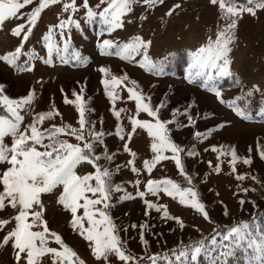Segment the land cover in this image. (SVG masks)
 I'll use <instances>...</instances> for the list:
<instances>
[{
    "label": "rangeland",
    "instance_id": "374dc122",
    "mask_svg": "<svg viewBox=\"0 0 264 264\" xmlns=\"http://www.w3.org/2000/svg\"><path fill=\"white\" fill-rule=\"evenodd\" d=\"M63 2L65 0H60L42 10L29 40L22 47V54L17 64L24 65L29 58L23 53L32 49L36 58L29 61L31 70L20 71L0 61V82L6 84L5 92L13 99L26 95L32 90L34 92L32 112L49 111L53 107L58 110L59 115L38 125L44 128L53 123L58 126L68 124L78 128L79 113L76 105L71 102L65 103V96L72 101L75 99L73 92L82 95L86 117L96 122V130L103 129L105 132L104 143L98 144L96 151L103 152V147L106 145L109 151L116 153L112 179L116 184L121 185L123 190L110 193L108 213L116 225L120 239L125 242L122 247L126 253L136 258L129 264H136V261H140V264H149V261L145 262V260L154 253L160 254L167 249L190 244L213 229V223L190 206L181 205L177 198L169 197L162 191L156 195L146 192L147 179L159 180L167 177L182 187H194L209 217L221 224L228 225L238 218H249L253 215L256 206L263 208L264 160L260 157V150H264V123L241 119L227 105L221 104L213 92L201 87L202 81L189 83L185 79L188 52L207 43L209 37L214 40L218 28H223L226 23L221 15L219 2L212 4L210 0H162V3H157L155 6L136 4L133 5L132 11L122 18L123 27L109 34L101 32L98 20L94 23L84 20V8L81 0H77L80 9L73 14V17L79 21L80 27L72 25L65 29V38L69 40L71 46L69 53L63 58L53 53L52 63L49 64L42 36L49 26L57 25L60 19L67 18L68 13L62 11ZM97 2L98 0H89L92 6ZM236 2L239 6L240 3H246V0H236ZM38 3L39 0H33L32 4L20 10L24 15L9 18L0 25V54L12 51L20 45V38L14 36L11 29L17 24L24 23L31 8ZM169 10L171 14L166 15ZM28 27L29 25L25 24L24 30L26 31ZM232 35L235 39L230 44L231 51L228 54L230 71L232 76L239 78L240 88L226 91L230 95L224 94L222 97H237L240 89L242 92L250 93L253 85H256L259 90L252 91L251 96L255 102L264 103V8H256L255 14L246 11L240 13L235 18ZM136 36L151 41L147 55L149 60L161 65L160 71L149 72L140 67L143 62V51L125 60L111 54L114 49H106L104 54H101L98 47L99 42L104 39L125 43ZM53 39L62 46L63 41L58 29H53ZM73 50L79 53L80 62L71 59ZM179 54H183L181 60L186 62L182 64V71L174 76L166 75L164 68L171 66V61ZM62 59H67L68 63L75 62L81 65L69 66L68 63H63ZM101 66L108 69V73H102L99 70ZM178 68L179 66L176 70ZM125 74L127 79L122 84L114 86L120 99L113 102L106 95L101 80L111 79V75ZM223 78L228 77L218 78L216 82ZM131 81L137 82L134 87L145 95L146 100L150 98L153 107L163 102L164 106L159 111V115L163 118L171 119V110L174 108L179 110L176 120L167 127L170 129L169 135L173 142L184 144L180 146L176 143L184 150L180 155L186 173L192 178L191 185L175 167V162L170 158L172 155L170 150H165L163 153L169 158L159 161L151 173L142 170L137 175L131 172L130 167L125 166L129 159H134L135 166L142 169V162L145 159L150 160L153 155L152 138L147 135L146 129L137 127L132 132L128 119L133 115L138 119H152L143 112L137 115L135 101L127 99L129 94L125 85L132 87ZM186 108L195 121L192 125H187V116L183 114ZM121 109L123 111L119 120L124 141H121L114 132L117 118L113 110ZM21 115L24 116L21 126L23 130V126L31 122V117L27 109L21 110ZM224 121L230 124H225L221 128L215 127ZM209 128L213 129L211 133L207 132ZM197 131L204 133V138L197 139L193 135ZM128 132H132L130 140L127 136ZM62 138L69 139L72 143L77 142L74 137ZM124 142H127L129 148L136 153L134 158L123 151ZM224 142L231 144V149L234 148L239 157L234 165L235 171L228 163L231 160L230 156H220L218 161L217 152L211 150L210 145L224 146ZM4 143L10 144L11 137L6 136ZM193 148L196 155L188 156L187 152ZM245 159H250V163H245ZM209 161L212 162L211 166ZM100 162L103 163L104 159ZM218 162L221 170L216 173L214 169ZM117 164L120 165L119 171H115ZM6 167H8L6 163H0V170ZM91 171L94 169L87 162L77 166L78 174ZM238 174H242L244 178L238 180ZM253 177L256 179L254 180ZM136 180L140 181L139 185H136ZM245 188L248 189L247 192L241 190ZM137 189L145 191L143 198L136 196ZM61 191L62 187L58 186L51 193L41 194L44 205L43 215L50 232L59 234L62 240L85 261V264H104L91 255L89 242L70 227V213L57 203ZM128 194H131L132 198L120 199L121 196L127 197ZM144 200L166 205L169 215L179 217L183 227L175 219L164 218L162 211L147 208ZM241 200L244 201L243 204L240 203ZM82 211L83 209H80L78 213ZM146 211L147 215H145ZM15 214L16 209L5 202V207L0 209V219H7L9 222L0 228V240L15 226L13 219ZM141 225L144 227L141 228ZM141 233L147 243L141 241ZM47 243L50 247L58 249L60 247L54 238H49ZM16 251L11 243L0 246V264H25L23 260L16 261ZM50 255L45 254L44 257L39 258L41 264H51ZM109 261L110 264H122L114 255L109 256Z\"/></svg>",
    "mask_w": 264,
    "mask_h": 264
},
{
    "label": "snow or ice",
    "instance_id": "6c2138e0",
    "mask_svg": "<svg viewBox=\"0 0 264 264\" xmlns=\"http://www.w3.org/2000/svg\"><path fill=\"white\" fill-rule=\"evenodd\" d=\"M32 2L33 0H0V25L9 18L24 15L20 10ZM58 2L60 0H39V3L31 8L25 22L17 24L11 29V33L20 38V45L12 51L0 54V61L6 62L9 66L20 71L31 70L29 61L36 58L32 49L23 53L29 60H26L24 65L17 64V60L22 54V47L29 40L42 10ZM210 2L212 4L219 2V9L226 23L223 28H218L214 40L209 37L207 43L188 52L185 79L189 83L202 81L201 87L213 92L219 102L223 104L226 101L216 88V80L232 76L228 54L231 51L230 44L235 39L232 35L235 18L244 11L255 14L256 8H264V0H246V3H240L239 6H237L236 0H210ZM157 3H162V0H98L94 6L90 5L89 0H81L84 8V20L93 23L98 20L101 32L109 34L123 27L122 18L132 11L133 5L155 6ZM79 9L80 5L77 0H65L62 4V11L68 13L67 18L60 19L57 25L49 26L43 34L42 39L48 54L47 63H52L53 53L60 58L69 53L71 46L69 40L65 38V29L72 25L77 28L80 27L79 21L73 17V14L77 13ZM170 14L171 10L166 13V15ZM25 24L29 25L26 31L24 30ZM53 29L59 30L60 38L63 41L62 46L53 39ZM150 43L151 41H145L136 36L125 43L104 39L99 42L98 47L101 54H104L106 49H114L111 54L125 60L143 51V62L140 67L149 72H158L161 65L149 60L147 55ZM71 59L80 62L81 57L77 51L73 50ZM62 62L68 63V60L62 59ZM99 70L102 73H108V69L103 66ZM126 79L125 74L124 76L111 75V79L101 80L105 86V93L111 101L120 99L114 86L122 84ZM130 83L133 85L132 87L125 85L129 94L127 99L135 101L136 114L143 112L152 118L149 120L138 119L136 115L129 116L132 132L137 127L146 129L147 135L152 138L151 150L153 155L150 160L145 159L142 162V169L135 166L134 159H129L125 166L130 167L131 172L137 175L142 170L151 173L159 161L169 158L163 153L165 150H170L172 153L170 158L175 162V167L191 185L192 178L186 173L181 160L180 154L184 150L173 142L169 135L170 129L167 127L168 124L176 120L179 110L175 108L171 110V119H161L159 111L164 106L163 102L153 107L150 98L146 100L145 95L134 87L137 82L131 81ZM2 90L3 86L0 85V107L6 112V114H0V163H6L8 167L0 170V185H2L0 209H3L5 202H7L13 209H16V214L13 217L15 226L3 236L0 240V246L11 243L13 249L17 250L15 252L16 261L23 260L25 264H41L39 258L44 257L45 254H51V264H85V261L62 240L59 234L50 232L47 221L44 219L41 194L51 193L58 186H61L62 191L57 197V203L70 213V227L78 231L89 242L91 255L97 261H103L104 264H110V255H114L122 264H129L130 261H134L136 258L126 253L122 247L125 242L120 239L116 225L108 213L110 193L112 191L120 192L123 189L121 185L113 181L114 172L109 167H104L99 163L101 159L111 162L115 158V153H109L106 145H104L103 152L98 153L96 151L97 145L104 143L105 132L103 129L96 130V122L86 117L82 95L73 92L75 99L72 101H69L65 96V103L71 102L76 105V110L79 113L78 128L68 124L58 126L54 123L44 128L38 125H42L46 120H51L54 116L59 115L58 110L53 107L49 111L32 112L31 104L34 96L32 90L15 99L3 95ZM258 90V86L253 85L249 95L252 91ZM239 99L240 97H236L227 101L229 108L242 119L251 120L252 116L236 104V100ZM190 107L191 105H189ZM24 109L29 111L31 122L24 125L23 130H21L24 120L21 110ZM121 111L123 109L113 110L117 120L120 119ZM183 114L187 116V125L195 123L188 108L184 109ZM258 114L264 116V107L260 109ZM225 124H230V122L224 121L215 127L221 128ZM212 131L211 128L207 129L208 133ZM132 132L127 133L129 140L132 137ZM122 133V126L117 123L115 135L124 141ZM107 134L111 135L112 133ZM193 135L197 139L204 138V133L199 131ZM6 136L11 137L10 144L4 143ZM64 136L74 137L77 142L72 143L69 139L62 138ZM210 147L213 152H217L218 161L220 156L230 155L231 160L228 163L233 166L232 170L235 171L234 165L239 157L234 148L227 149L218 145H210ZM123 151L129 153L133 158L136 156L127 142L123 143ZM187 155L195 156V149L189 150ZM260 155L264 159V151H261ZM83 162L90 164L94 171L82 175L78 174L77 166ZM244 162L250 163V159H245ZM208 163L211 166L212 162L209 161ZM119 169L120 165L117 164L115 171H119ZM220 170V163L218 162L214 171L219 173ZM243 178L242 174L237 175L238 180ZM253 179L255 180L256 177ZM135 183L139 185L140 181L136 180ZM241 190L248 191L247 188ZM145 191L153 195L162 191L169 197L177 198L181 205L190 206L202 214L206 220H210L204 203L200 201L198 192L192 186L182 187L172 179L164 177L159 180L147 179ZM145 191L137 189L136 196L143 198ZM125 198H132V196L128 194L127 197H120L121 200ZM144 203L147 208H154L158 212L162 211L164 218L175 219L183 227V222L179 217L169 215L166 205L154 204L150 200H144ZM240 203L243 204L244 201L241 200ZM80 209H83L82 213H78ZM145 215H147V211ZM8 222L7 219H0V228H3ZM135 226L133 225V227ZM140 227L143 228L144 225ZM49 238H54L56 243L60 245L59 249L48 246ZM140 238L143 243H147L143 240V233H141ZM237 252L243 256L241 264H264V230L255 224L254 219L253 221H240L234 226L227 227L226 230L217 231L214 229L209 236L201 237L199 240L183 245L178 249L173 248L166 252L163 257L154 253L147 259L149 264H158L160 260L164 261V264H199V258L203 257L207 264H228L229 258L234 257ZM136 264H140V261H136Z\"/></svg>",
    "mask_w": 264,
    "mask_h": 264
},
{
    "label": "trees",
    "instance_id": "16d2710c",
    "mask_svg": "<svg viewBox=\"0 0 264 264\" xmlns=\"http://www.w3.org/2000/svg\"><path fill=\"white\" fill-rule=\"evenodd\" d=\"M182 57H183V54H179L178 56H176L175 59L171 61V64L172 65L169 66V67L164 68V73L166 75H172V76L179 74V72L182 71V64H185L186 63L185 61L181 60ZM173 64H175V66ZM68 65L69 66H80L81 64H78V63H75V62H69ZM177 66H179V68L176 70V67ZM1 84L3 86L2 94L3 95H7V93L5 92V88H4L6 86V84L0 82V85ZM197 84L200 85L199 82H197ZM216 88L221 92V95L229 94V93H226V91L233 90L235 88H238V89L240 88L239 78L236 77V76H231V77H228V78H223V79H221V80H219V81L216 82ZM237 94H238L237 97H240V99L239 100H236V104L239 107H241V109L246 110L248 112V114H250L252 116V119L251 120H246V121H255V122H263L264 123V116H261V115L258 114V112L260 111V109L262 107H264V103H262L261 101L258 102V103L255 102L253 100V97L251 95H249V92H242L241 89L239 90V92ZM235 98H236L235 96L234 97H230V98L223 97V99L226 101L224 104L228 106L227 101L233 100ZM0 114H6L5 110L2 107H0ZM159 116H160L161 119H167V117L163 118V116H161V115H159ZM238 117H240V116H238ZM120 122H121L120 120H117V123L120 124ZM114 132H115V130H114ZM174 142L175 143H178L176 141H174ZM179 145L180 146H183L184 144L183 145L182 144H179ZM223 145L227 149H231L232 148L231 144H229V143L224 142ZM261 151H264V150H260V153H261ZM108 152L109 153H114V152H111L109 150H108ZM115 156H116V153H115ZM227 156H230V155H227ZM260 157H261V155H260ZM230 158H231V156H230ZM115 159L116 158H114V160H112L111 162L104 160V162H106V163H104V162L102 163L100 161H99V163L102 166L109 167L112 170L113 169V166H114L113 164L115 163L114 162ZM259 178H261V177H259ZM253 206H254V204H253ZM253 219H254L255 224L258 225L262 230H264V207L263 208H257V206H256L254 208V213H253L252 216H250L249 218H246V219L238 218L235 221H233L231 224H228V225L218 223L212 217H210V220H208V221H210L211 223H213V229H212L211 232H209L204 237L209 236L210 234H212V232H213L214 229L217 230V231L226 230L227 227L234 226V225L238 224L240 221H253ZM180 247L181 246H177L175 248L178 249ZM171 249H173V248H171ZM171 249H167V250L161 252L159 255L161 257H163L165 255V253L168 252ZM242 260H243V256L239 252H237L234 257L229 258L228 264H241ZM145 262H148V260H145ZM158 264H164V261L160 260V261H158ZM199 264H207V262L203 259V257H200L199 258Z\"/></svg>",
    "mask_w": 264,
    "mask_h": 264
}]
</instances>
